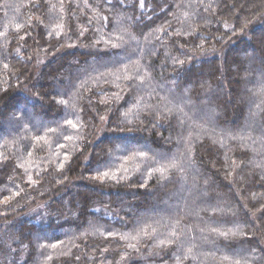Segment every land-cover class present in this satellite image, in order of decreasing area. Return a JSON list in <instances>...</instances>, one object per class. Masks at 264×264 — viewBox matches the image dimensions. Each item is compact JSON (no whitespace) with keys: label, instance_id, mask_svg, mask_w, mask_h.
Instances as JSON below:
<instances>
[{"label":"trees","instance_id":"trees-1","mask_svg":"<svg viewBox=\"0 0 264 264\" xmlns=\"http://www.w3.org/2000/svg\"><path fill=\"white\" fill-rule=\"evenodd\" d=\"M85 2L0 0V264H264V0Z\"/></svg>","mask_w":264,"mask_h":264},{"label":"snow or ice","instance_id":"snow-or-ice-1","mask_svg":"<svg viewBox=\"0 0 264 264\" xmlns=\"http://www.w3.org/2000/svg\"><path fill=\"white\" fill-rule=\"evenodd\" d=\"M61 3H63V0H61ZM85 6L87 7V0L85 2ZM140 6H141V8L144 7L143 0H140ZM103 19L105 21H107L108 18L104 17ZM244 27H247V23H245ZM116 41H117V43H112L111 47L120 48L122 46L120 42L123 41V37L117 36ZM97 43H99V41H97ZM260 44L262 46H264V37L261 38ZM177 62L181 65H183V63H184V61H182V60H179ZM262 63H264V62H262ZM124 78L129 81V83L127 84V87L130 90H134V91L140 90V87L143 86L146 82L145 79L141 77V73H140L139 68H136L133 73H131L130 75H126ZM248 91L252 92L253 97L259 99V103L257 104L258 111L255 113H250V115L251 116H258V115L264 114V70L260 71V80H259V84H258V90L252 91L251 89H248ZM142 100H143V97H139L138 99H136L134 101V104L138 105L141 103ZM61 103L65 104V106H67V101L62 100ZM250 103H256V99L250 100ZM168 112L171 113L172 109H168ZM154 114L161 115V116H163L164 119H169V116L167 113L156 112L154 110ZM128 116H129V113L126 112L125 113V124H131L132 123V121L130 119H128ZM68 123L72 124V121H68ZM72 126L76 127V125H72ZM252 130L258 131L260 133V136L262 138H264V121L257 124L256 127L253 128ZM246 133H247V128L244 130H241L240 132L233 133L231 135V139L232 140L251 139V137L248 136ZM140 158L141 159L145 158V155L143 152L141 153ZM190 158H191L190 147L187 150V152L185 154H182V155H176V156L162 155L153 161V166L159 165V167H154L153 174H158V179L160 181H162V182L166 181L167 182L164 185L165 187H167V184L178 183L179 181L177 179V176H179L181 179L183 178L182 173L185 170V165L190 161ZM242 159H247V156L245 155L244 157H242ZM103 176L106 178H116L115 176L109 177L108 172H104ZM262 178H264V177H262ZM176 223H177V225H179L180 218H177ZM180 231L182 232L183 230L181 229ZM210 231L214 235H217L219 237H223V239L226 241L229 240L230 236L235 237L237 234L236 232H225V231L217 232L215 228L210 229ZM141 235L145 239H151L156 235V230L151 229V226L140 227L139 231L137 232V235H133L131 237L124 236L121 238L124 240H128V239L136 240ZM166 244L167 245L176 244L178 246L182 245L183 244L182 236L180 234H178L177 230H172L167 234ZM159 246L160 247L165 246V241H162ZM53 247H55V245H53ZM129 247L134 248L135 246L129 245ZM191 251H192V249L189 248L188 252L190 253ZM262 251H264V250H262ZM188 258L189 257L187 255H184V256L178 257L177 259L179 262V261H182L183 259H188Z\"/></svg>","mask_w":264,"mask_h":264}]
</instances>
